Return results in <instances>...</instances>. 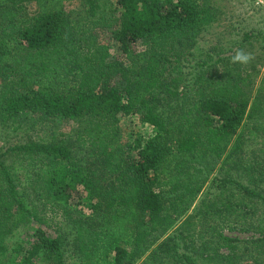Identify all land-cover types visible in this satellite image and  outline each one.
<instances>
[{
    "label": "trees",
    "instance_id": "trees-1",
    "mask_svg": "<svg viewBox=\"0 0 264 264\" xmlns=\"http://www.w3.org/2000/svg\"><path fill=\"white\" fill-rule=\"evenodd\" d=\"M66 1L0 0V126L15 132L32 115L75 124L50 139L0 146V254L8 236L36 223L22 263L41 254L65 264V237L44 227L32 201L87 193L90 215L109 218L79 222V264H196L165 236L219 161L233 159L253 187L222 179L236 191L219 205L202 198L190 225L206 224L214 244L237 241L224 228L258 234L240 240L241 255L226 264H244L245 253L264 264V73L222 64L240 44L227 54L192 51L217 20V0H80L85 15L75 19L64 14ZM28 2L39 10L24 24ZM139 42L146 47L137 51ZM188 57L197 58L193 73ZM133 116L149 133L124 142L118 123Z\"/></svg>",
    "mask_w": 264,
    "mask_h": 264
},
{
    "label": "rangeland",
    "instance_id": "rangeland-1",
    "mask_svg": "<svg viewBox=\"0 0 264 264\" xmlns=\"http://www.w3.org/2000/svg\"><path fill=\"white\" fill-rule=\"evenodd\" d=\"M220 13L217 16L216 22L204 27L198 37L196 38V45L193 48L194 55L200 52L204 53L210 49L216 52L231 50V53L236 50L240 44V50L249 54L251 59L248 65L255 66L259 71L260 76L264 73V14L252 6L251 0H217ZM39 7L36 3L28 2L23 9V23L27 24L35 18ZM63 11L66 16L71 19L85 15V10L81 5L80 0L66 1L63 4ZM247 37V38H246ZM142 42L137 43L136 50L144 49ZM230 53V54H231ZM117 58L116 56H114ZM202 56L201 61L208 60ZM197 58L188 57L183 59L186 65V70L193 73L191 68L194 65L193 60ZM211 59L209 63L216 61ZM232 59H224L222 64L226 63L227 68H232L238 65L231 62ZM221 64H217V66ZM243 65V64H241ZM222 67V66H221ZM220 67V68H221ZM215 69V68H214ZM212 68V70H214ZM30 122H27L21 129L13 131L10 128H3L0 126V146H12L17 143H23L27 140H35L37 137L43 139H50L52 135L58 136L60 133H67L75 124L70 123H52L44 119L40 115H32ZM137 122L136 118L125 117L120 119L118 123V137L124 142H130L135 136L148 134L147 128H139L133 126ZM261 146V145H259ZM263 147V146H261ZM242 158L241 153L236 155ZM243 159V158H242ZM237 166L233 159H222L218 165L213 169L211 176L203 186V189L193 203L191 208L176 222V225L171 228L165 238L173 237L175 250L186 256L191 257L196 264H226L227 257L231 255H241L240 240H254L258 238V234L251 232H241L239 230H229L224 228L221 230L223 237H228L237 240L233 243L218 244L211 243L208 234H206V224H195L191 226L190 223L195 219V213L201 209L199 201L205 196L210 201H215L219 205L223 199L230 193L235 192L236 188L233 183L229 182L223 186L219 183L222 179H229L240 183L241 185L253 187V184L248 181L247 173L242 169V165ZM163 178V176H161ZM253 181V180H251ZM257 184V183H256ZM170 187H167L169 190ZM261 190V188L259 189ZM89 198L87 193L83 194H60L57 199L51 200L49 203L43 205L42 201L34 200L32 204L38 207V217L46 219L45 228L55 233L62 235L66 239V245L63 246L65 264H79L75 246L72 244L76 234V228L79 222L85 219V223L100 224L106 222L109 218L99 217L97 214L90 215V210L87 207ZM57 206V207H55ZM70 211L69 218L64 214V210ZM90 215V216H89ZM89 217V218H88ZM216 219V218H215ZM208 222V218L206 219ZM215 222V221H214ZM213 222V223H214ZM210 224V223H209ZM98 227V226H97ZM96 227V228H97ZM38 228L36 223H30L21 226L13 235L7 237L8 247L5 252L0 254L1 264H24L23 259L25 251L31 241L35 237V230ZM200 232L201 238L198 239L195 235ZM188 237V238H187ZM163 240V239H162ZM229 245L236 247L230 248ZM244 255V256H243ZM241 263L250 264L251 260L247 258V253L243 254ZM229 257V258H230ZM236 262L235 264H237ZM26 264H51L41 254L30 259ZM240 264V263H239Z\"/></svg>",
    "mask_w": 264,
    "mask_h": 264
},
{
    "label": "clouds",
    "instance_id": "clouds-1",
    "mask_svg": "<svg viewBox=\"0 0 264 264\" xmlns=\"http://www.w3.org/2000/svg\"><path fill=\"white\" fill-rule=\"evenodd\" d=\"M251 59L250 55L245 53L243 50H238L232 57V63L234 64H246Z\"/></svg>",
    "mask_w": 264,
    "mask_h": 264
},
{
    "label": "built area",
    "instance_id": "built-area-1",
    "mask_svg": "<svg viewBox=\"0 0 264 264\" xmlns=\"http://www.w3.org/2000/svg\"><path fill=\"white\" fill-rule=\"evenodd\" d=\"M252 6L264 14V0H251Z\"/></svg>",
    "mask_w": 264,
    "mask_h": 264
}]
</instances>
